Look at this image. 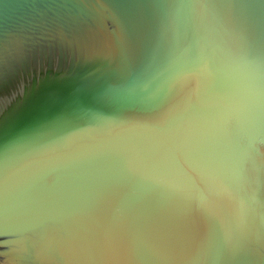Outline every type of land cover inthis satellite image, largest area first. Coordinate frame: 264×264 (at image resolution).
<instances>
[{
  "label": "water",
  "instance_id": "obj_1",
  "mask_svg": "<svg viewBox=\"0 0 264 264\" xmlns=\"http://www.w3.org/2000/svg\"><path fill=\"white\" fill-rule=\"evenodd\" d=\"M0 264H264V0H0Z\"/></svg>",
  "mask_w": 264,
  "mask_h": 264
}]
</instances>
